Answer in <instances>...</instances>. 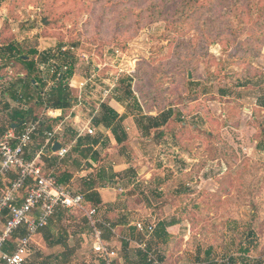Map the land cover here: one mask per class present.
<instances>
[{
	"label": "rangeland",
	"instance_id": "obj_1",
	"mask_svg": "<svg viewBox=\"0 0 264 264\" xmlns=\"http://www.w3.org/2000/svg\"><path fill=\"white\" fill-rule=\"evenodd\" d=\"M10 40L35 50L38 67L45 54L53 56V72L63 59L73 63L66 84L78 101L67 114L80 127L91 124L100 101L128 104L111 107L131 112L123 120L128 138L116 145L104 131L108 141L97 147L93 170L72 149L65 156L73 190L85 195V174L104 166L117 176L103 186L116 194L110 215L132 211L135 220L156 226L175 220L166 226V242L152 246L162 264H191L197 255L216 264L227 256L264 263V0H0V44ZM20 71L0 53L8 103ZM127 83L140 109L125 99ZM171 106L184 115L185 126L171 125L184 151L133 124L140 114ZM67 124L77 133L72 116ZM91 127L94 136L98 129ZM124 235L104 238L111 264H123L125 252L133 257L135 246L125 249ZM57 239L62 243L53 244ZM91 243L84 209L67 211L35 234L27 264H104Z\"/></svg>",
	"mask_w": 264,
	"mask_h": 264
},
{
	"label": "trees",
	"instance_id": "obj_2",
	"mask_svg": "<svg viewBox=\"0 0 264 264\" xmlns=\"http://www.w3.org/2000/svg\"><path fill=\"white\" fill-rule=\"evenodd\" d=\"M0 53H2L3 57L9 62L13 60L17 61L21 66L22 77H17V82H20L19 93L17 90H11L8 96L14 100L17 104L15 106H10V104L6 100H1L0 110V137L5 135L7 132L12 131L14 135H18L22 130V125L24 122H35L38 121V129L37 132L33 135L31 143L25 148V158L33 159L38 152H41L40 159L44 163V165L48 168H44V174H53L55 175L58 182L70 185L72 174L66 169L67 162V153L69 150L75 151L79 156L85 159L86 168L89 170H93L95 167V163L100 156V150H98V146H104L108 141V137L103 134L104 131H110L116 145H121L127 138L128 134L123 124V120L128 115H132L131 112H126L124 114H119L113 108L109 106L107 102H100L98 108L92 115L90 119V123L94 128L98 129L97 134L90 135H77L74 130L69 129V125L67 124V119L65 118V113L67 110L72 109L73 105L77 103V95L73 96L68 89V85L66 84V80H69L74 75V66L73 63H68L64 59L58 65L57 70L52 72L53 74L50 78L47 77L48 72L43 76L42 71L39 70L37 61L34 56H36V51L29 48L24 50L20 47V45L14 40L6 41L3 44H0ZM65 56H68L65 55ZM34 57V58H33ZM52 55H43L38 62L47 65L49 68L47 71H50V67H53L50 64V60L52 59ZM68 63V64H66ZM48 79H50L51 84L48 85ZM32 88L38 90L37 95L33 98L30 95V90ZM7 91V90H6ZM3 92L0 89V93ZM124 93L125 99H132L136 103L137 109H140L141 106L138 104L137 98L134 96V92L131 88V84L127 83V87L122 91ZM121 104L125 105V108H128V104L125 103L123 99L117 98ZM264 105V104H263ZM62 110L61 116L56 119L42 118L41 110ZM182 110L178 108V106H171L166 109H163L157 112L154 115L150 114H140L137 118L134 117L135 123L141 127L142 134L145 137L153 136L161 139L164 135H168L172 138L175 144H179L178 136H176V130H172L171 125H180L185 126L186 122L183 119L184 115L181 113ZM53 120H63V123L66 122L65 128V138L67 136L66 129L71 132L69 141L72 140V145L70 146L68 152L63 156L59 157L52 153L50 145H45V132L52 130ZM62 123V122H61ZM179 129V128H178ZM58 139V136L53 137V142ZM35 142V144H34ZM61 142V146H66V143L63 140H59ZM47 164V165H46ZM64 168V169H63ZM107 170L110 168H106L104 166H99L95 172H88L84 177L85 184V195L84 202L87 207H95L96 215L100 214V210H102V214L100 217L101 227L104 230V238L107 239L109 237H113L114 234L120 230V234H132L136 232L137 236L141 237V233L137 231L135 226L129 225V223L134 220L137 221H145L146 219L141 217L140 219H136L134 215H136L132 211L120 210L114 214V216L109 213L112 212L116 206L110 204H104L101 200V197L97 191L98 188L103 187L105 183H112V178L115 176L114 174H108ZM107 173V174H106ZM128 173V172H127ZM134 174V173H131ZM124 175L122 174V177ZM117 177V176H115ZM33 180L29 179L26 181V184L20 190V196H23L27 190L32 186ZM77 210V208H69V209H58L55 214L51 217L49 224L44 228H48L49 225L53 222V220L60 221L66 214L67 211ZM109 215H106V214ZM87 219V217H86ZM88 221V219H87ZM175 220H171L170 222L159 221L157 226L155 227L152 233V239H150L147 244L148 246H152L153 244L159 242H166L168 238V234L165 230L166 225L173 224ZM4 219L0 222V228ZM42 229V230H44ZM41 230V231H42ZM25 232L24 227L16 230L7 240V244L9 249L12 247L14 241L23 235ZM40 232V231H39ZM38 232V233H39ZM107 234V235H106ZM252 235V234H251ZM109 236V237H108ZM123 247L128 249V242L122 241ZM62 243L60 239H57L53 244ZM242 250V248H239ZM248 251V248H244L243 251ZM211 249H207L204 251V257H207L211 253ZM240 251V252H243ZM123 264H152L149 261V257L146 252L141 250H135L133 257L125 252L123 255ZM157 264L163 263V255L159 254L156 257ZM195 262L191 264H216L213 260L202 259L198 255L195 258ZM250 260L246 257H239V261L236 262V259L232 256H227L225 262L221 264H249ZM28 262V259H27ZM27 262L25 264H27ZM102 263L104 261L102 260ZM255 264V263H254ZM256 264H264L262 260L259 258Z\"/></svg>",
	"mask_w": 264,
	"mask_h": 264
},
{
	"label": "built area",
	"instance_id": "obj_3",
	"mask_svg": "<svg viewBox=\"0 0 264 264\" xmlns=\"http://www.w3.org/2000/svg\"><path fill=\"white\" fill-rule=\"evenodd\" d=\"M53 72V67L51 68ZM108 93V91H106ZM39 122H24L18 135L12 131L0 137V264H25L29 258L33 237L44 229L58 209H84L91 228V247L104 264H111L113 254L108 242L103 238V232L95 219L96 208L86 207L83 195L73 190L70 185L57 181L55 175L44 174L39 163L38 152L33 159L25 158V148L31 143L37 132ZM60 130L52 129L45 132V145L53 146V137ZM91 124L77 128V135L91 134ZM69 150L60 146L53 154L63 157ZM29 179L32 186L20 196L19 192ZM142 235L153 233L154 225L137 221L133 224ZM25 232L18 237L9 249L8 238L19 228ZM130 241L129 239H127ZM138 248H143L140 243ZM152 264H157V250L145 251Z\"/></svg>",
	"mask_w": 264,
	"mask_h": 264
},
{
	"label": "crops",
	"instance_id": "obj_4",
	"mask_svg": "<svg viewBox=\"0 0 264 264\" xmlns=\"http://www.w3.org/2000/svg\"><path fill=\"white\" fill-rule=\"evenodd\" d=\"M38 68H39V70L42 71V73H43L42 75L43 76H45V74L48 72L47 77L50 78V76H51L50 73H52V69H51L52 67H50V71H47L49 67L47 65H44L43 63H40V65H39ZM8 69L11 70V68H9V67H8ZM17 76L18 77H22V73H17ZM17 84H18L17 85V92L19 93V89L21 87L20 86L21 84H20V82H17ZM50 84H51V81H50V79H48V85H50ZM0 89L3 91V92L0 93V99L2 100V97L5 96V94L7 92H6V90H5L4 87H2V88L0 87ZM11 101H9L10 106L13 107V106H15L17 104L14 100L11 99ZM112 102H116V104L120 105L117 101H115V99L111 98V102H108V104H109L110 107L115 108V106H113ZM99 103H98V105H99ZM97 108H98V106L95 108L94 111H96ZM115 109H117V108H115ZM117 111L119 112V110H117ZM40 114H42L41 115L42 118H45L46 117V118L51 119L49 121H52V119H56L57 117L61 116L62 110H60V109H56V110L48 109V110H45V111L44 110H41V113ZM119 114H121V113H119ZM65 115H66L65 118L67 120H68V117L72 116L74 118L75 123L77 124L76 127L77 128L80 127L78 125V123H77V120H76V119H79L77 116H74L72 114V112L70 114H67V112H66ZM53 122L54 123L52 124L53 125L52 126V129H57L58 127H60V130L57 131L56 134H55V136H58V139L55 142H58L59 144H61V142H59V140H63L65 142V136L64 135H65V128H66L65 125H66V122L63 123V120H55V121L53 120ZM133 124H134L135 130L136 131L139 130L138 127H137V125H136V123L134 122V120H133ZM160 141L166 143L168 146H170L172 148H177L178 150H181V151L182 150L183 151L185 150V148H183L182 146H180V144H175L173 142L172 138L170 136H168V135H164L160 139ZM67 147H69V146H67ZM39 163H40L42 169H44L45 166H43L41 159L39 160ZM97 191H98V193H99V195L101 197V200H102V202L104 204H110L112 201H115V199H116V194H114L113 189L100 187V188L97 189ZM144 222L147 223V224L152 223L156 227V224L153 223V222H151V221L145 220ZM133 224H134V222H130L129 223V225H132V226H133ZM170 225H172V224H170ZM170 225H166V226H170ZM155 227H154V229H155ZM165 230H166V232L168 234V230L166 229V227H165ZM149 236H150L149 240L152 239L151 238L152 237V234H150L148 236H145L144 239H139V240L132 239V238H130V236H127V235L121 236V239H122V241L128 242L129 247H132L134 245L136 250H141V251L145 252V251H150V250L154 249V248H152L153 245L149 247L148 244H147V242L149 241L148 240V237ZM168 237H169V234H168ZM127 239H129L130 241H128ZM137 243H140L143 248H138L137 245H136Z\"/></svg>",
	"mask_w": 264,
	"mask_h": 264
},
{
	"label": "water",
	"instance_id": "obj_5",
	"mask_svg": "<svg viewBox=\"0 0 264 264\" xmlns=\"http://www.w3.org/2000/svg\"><path fill=\"white\" fill-rule=\"evenodd\" d=\"M60 148V144L58 142H54L51 151L56 152Z\"/></svg>",
	"mask_w": 264,
	"mask_h": 264
}]
</instances>
